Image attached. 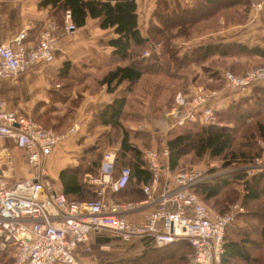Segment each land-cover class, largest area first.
<instances>
[{
	"label": "trees",
	"instance_id": "trees-1",
	"mask_svg": "<svg viewBox=\"0 0 264 264\" xmlns=\"http://www.w3.org/2000/svg\"><path fill=\"white\" fill-rule=\"evenodd\" d=\"M42 3L55 6L56 10L61 12L68 8L76 26L83 25L90 16L97 18L101 28L112 27L116 33L114 37L108 39L113 49L108 54L100 56L94 69L79 75L78 70L72 67L70 75L78 79L77 76L82 78L90 74L96 78L97 83L104 84L107 91H114L121 83L124 84L123 94L101 108L98 111V118L112 128L104 131L105 137L101 138L100 142H114L117 137L120 138L117 157L131 169L127 184L148 183L152 179V170L144 155V147H138L131 139L132 136L143 137L146 148L148 147L146 136H142V131L130 132L131 130L122 123L127 93L134 89L144 75L168 73L170 71L168 66L174 65L171 75L178 78L184 76L182 83L184 88L189 82L187 74L191 71V64L201 63L214 53H257L263 57L261 64H264V48H249L235 42L197 45L182 57L176 55L175 38L187 39L196 33L216 28L219 25V15L229 16L236 13L237 3L233 0H201L185 7L176 3L171 9L166 0H156L152 15L156 21L152 19L149 21L146 36L141 34L138 27L136 0H42ZM250 4L252 2L246 0V9L250 8ZM156 43L161 45L158 57L152 55L145 57L142 54L145 48ZM161 58L166 63H162ZM64 65L67 67L68 62ZM225 67L234 73L241 72L232 66ZM223 71L221 75L218 73L215 75L216 79L220 78L219 81L212 84L213 86L206 87L223 86ZM213 75L210 71L209 77L212 80L215 78ZM194 81L199 82L196 75L192 77L190 83ZM253 84L250 85L253 86L250 94L231 99L225 107L214 109L216 115L223 121L222 124L187 121L183 125H178L181 129L166 139L167 168L170 172L184 169L188 161L199 162L203 158L218 159L221 162L220 166L227 168L232 163L245 164L262 155V146L257 144V141L262 138L264 140V85ZM184 93H190V89ZM97 146L103 147L100 143ZM92 150V156L89 157L90 153L86 155V159L78 166L61 169L60 178L66 196L75 193L74 197H79L83 195L82 192L86 193V190L89 195L87 198L95 196L92 186L82 182L85 171L98 173L100 151L96 147L90 152ZM215 169L214 166H209L205 171L206 177L192 186L199 198L208 205H224L229 202L228 196H235V187L242 186L241 204L247 208L244 212H239L225 228L221 264H234V261L240 264H264V254L254 258L255 255L251 253L253 246H264V204H259L260 201L264 202V167L251 176H246L242 170H235L229 176L222 177L214 173ZM67 198L73 199L68 196ZM223 205L217 210L225 212L226 208ZM191 250V245L185 239L163 246L148 243L139 254L101 256L98 264H184L187 253ZM12 251L11 246L0 249V261L5 262L4 258L9 253L11 262Z\"/></svg>",
	"mask_w": 264,
	"mask_h": 264
},
{
	"label": "crops",
	"instance_id": "crops-1",
	"mask_svg": "<svg viewBox=\"0 0 264 264\" xmlns=\"http://www.w3.org/2000/svg\"><path fill=\"white\" fill-rule=\"evenodd\" d=\"M199 1L201 0H166L170 9L175 7L176 3L185 7ZM233 1L237 3L236 13L229 16L219 15V25L216 28L196 33L190 39L175 38L176 55L182 57L197 45L217 42L223 44L235 42L249 48H264V7L254 9L250 4V8L246 9V0L244 4L243 0ZM136 3L138 27L141 34L146 36L149 21L155 20L152 15L156 0H136ZM63 15V11H57L55 6L43 4L42 0H0V42L11 40L22 28H26V41L36 43L41 29L50 20L55 21L60 28L57 47L50 62L38 61L24 72L0 77V97L5 100L7 108L30 114L41 124L52 126L57 132L64 134L43 162L45 179L51 190L57 192H63L61 169L78 166L82 160L86 159V155L90 153L89 157L92 156L93 150L90 152L92 148H99L100 151L98 171L105 150H112L115 153V174L124 165L123 160L117 157L119 137L114 142H100L101 138L105 137L104 131L112 128L98 118V111L101 108L123 94L124 84L121 83L114 91H107L105 85L97 83L96 78L90 74L82 78L77 76L78 79L70 75L72 67L78 70L79 75L94 69L100 56L108 54L113 49L108 39L114 37L116 33L112 27L101 28L97 18L90 16L86 18L83 25L77 26L73 31H61ZM147 48L152 50L150 55L157 58L161 45L154 44ZM262 59L263 57L257 53H214L201 63H192V74H189L190 72L187 74L188 84L182 87L184 80L182 76L180 86L184 91L191 89L190 81L195 75L199 82L213 86L212 84L220 79H216L215 75L217 73L221 75L225 66H232L243 71L258 62L261 63ZM160 61L166 63L163 58ZM65 62H68L67 67L64 65ZM210 71L214 74V80L208 79ZM253 85H264V80L257 81ZM252 87L233 91L214 87L217 90L211 100L214 109L225 107L230 99L250 94ZM172 99L174 100L173 94L170 100ZM128 101L127 97L122 123L131 130L130 132L142 131V136H146L148 141V147L160 149L166 145L167 137L181 129L179 126L170 125L171 116L168 114V106L164 105L162 109L157 108L158 114L162 111V116L153 122L155 125H151L149 108L147 106L131 107ZM152 111H156L155 107ZM126 114L130 116L126 117ZM71 126L75 129L68 132ZM142 138L131 137L138 147L145 148L143 144L145 140ZM99 143L103 146L102 148L97 146ZM0 147H3L7 155V161L0 165V173H7L11 180H21L33 173L25 152L15 144L12 138L0 136ZM262 157L264 158V149ZM160 162L164 169L167 168V157H161ZM207 169L199 170L205 172ZM90 174H93L91 170L85 171L82 182L92 186L95 195L94 185L87 179ZM150 182L129 183L118 192H112L109 189L107 192L118 201L133 202L134 207L126 212V217L131 221L139 222L144 214L161 200V193L166 185H174L172 178L165 173V170L161 171L158 183L147 194L142 186ZM82 194L79 197H74L75 193L67 194V196L77 200L88 199V190ZM148 243H150L148 240L138 237L127 242L123 241L116 233L107 229L93 230L89 232L84 243L77 245L75 254L82 264H98L101 256H115L124 253V250L126 255L135 251L141 252Z\"/></svg>",
	"mask_w": 264,
	"mask_h": 264
},
{
	"label": "built area",
	"instance_id": "built-area-1",
	"mask_svg": "<svg viewBox=\"0 0 264 264\" xmlns=\"http://www.w3.org/2000/svg\"><path fill=\"white\" fill-rule=\"evenodd\" d=\"M264 7V0L252 2V8ZM68 8L64 10L61 31L76 29ZM60 28L48 21L40 31L36 43L26 41V28L11 40L0 42V77L15 75L31 68L36 62H50L59 40ZM152 50L146 48L144 56ZM225 90H243L256 81L264 80V64L250 66L241 73L223 71ZM217 93L196 84L190 89L189 100L177 96V103L168 114L171 126L187 121L202 124L218 123L211 102ZM75 129L71 126L67 131ZM64 134L52 126H45L32 115L9 109L0 97V136L10 137L25 154L33 173L21 180H11L0 173V241L13 246L10 264H82L76 254L78 244L87 240L93 230L107 229L123 241L144 238L152 245L163 246L185 239L192 247L184 264H221L224 251L225 228L242 206L234 204L225 212L213 211L198 197L192 186L206 177L204 171L185 168L171 173L163 168L160 159L168 155L167 145L160 149L144 151L152 170L150 184L142 186L149 194L159 181L161 171L172 178L174 185H166L161 200L146 212L139 222L126 217L134 207L133 202L118 201L108 194L120 191L129 181L131 169L122 165L115 174V153L105 150L99 171L90 174L88 181L94 185L95 196L84 200L69 199L63 192L51 190L45 179L43 162ZM263 142V139H258ZM7 155L0 147V165ZM264 167V158L257 156L249 170Z\"/></svg>",
	"mask_w": 264,
	"mask_h": 264
},
{
	"label": "rangeland",
	"instance_id": "rangeland-1",
	"mask_svg": "<svg viewBox=\"0 0 264 264\" xmlns=\"http://www.w3.org/2000/svg\"><path fill=\"white\" fill-rule=\"evenodd\" d=\"M179 38L185 39L184 37H179ZM190 38H187V39H190ZM156 44H158L160 46V43H156ZM259 64H261V63L258 62V63L254 64L252 66L259 65ZM168 67L170 69V71H168V73L159 72V73L154 74V75H150V74L144 75L142 77L141 81H139V83L134 87V89L130 93H127V97L129 98L128 102H129L131 107L142 108L144 106H147L149 108V110L151 112L149 114V119L151 120V125H155V124H153V122L156 121V119L158 120L159 116H162V111L159 113L160 114L159 115L158 112H157V110H158L157 108H161L162 109V107L164 105H166L169 108L168 109V112H169L179 102L177 96H182L186 100H189L191 98L190 93L186 94V93H184V90H182V88L180 86V83H181L180 78H178L176 75H171V70H173L175 68L174 65H171V66H168ZM176 67H177V65H176ZM225 70H228V69H225ZM192 71H190L189 74H192ZM235 74H239V73H235ZM208 79L211 80V77H208ZM196 84H202L204 86V88L208 89V90L215 89V88H212V87L208 88V87H206L205 84H203L201 82H196V83L192 82L191 87L193 88V86L196 85ZM220 85L221 84H219V86ZM220 88L224 89L223 86H220ZM172 94L174 95V100L173 99L170 100ZM171 101H173V102H171ZM130 106H128V107H130ZM153 107H155L156 111H152ZM129 116H130L129 114H126V117H129ZM124 122H125V118H124ZM217 122L220 123V124L223 123V121H221L218 116H217ZM152 128H153V126H152ZM257 144H260L262 146V149H261L262 150L261 154H262L263 153V149H264V143L257 141ZM149 148H152V147L143 148V149L145 151L146 149H149ZM259 156H262V155H259ZM254 159H255V157L253 158L252 161H250L248 163H245V164L243 162H237V163L235 162V163H232L227 168H222L220 166L221 165L220 160H218V159H214V160H209L208 159L207 160V158H203L199 162H192L191 163L190 161H188L185 164L186 165L185 168L206 169L209 166H214L216 168L214 170V173L217 174V175H220L222 177L229 176L230 173L235 171V170L236 171L237 170H239V171L242 170L245 173L246 176H251V174H253L254 172L255 173L257 172V171L253 172V170H249L250 166L252 164H254ZM171 173H174V172H171ZM235 188L237 190V191L235 190V192H236V193H234L235 196L234 197L228 196L229 197V200H228L229 202L224 203V205L220 204V203H219L220 205H218V204H215V205L214 204H212V205L210 204V205H208L201 198L200 199L207 206H209L213 211H218L217 209L221 205H223L226 208V210H229L231 207L234 206V204H239L243 208L239 212H244L245 210H247V208L241 204V196H242V192H243L242 186H237ZM222 193L224 194V192H222ZM260 203H261V205L264 204L263 201H260L259 204ZM239 212H237L235 216H237ZM256 245H261V244H256ZM9 246H11L12 249H13L12 245H9V244L4 245L0 241V249H4V248L9 247ZM262 249H264V246H262V247L261 246H259V247H254L253 246L252 249H251L252 255H255L253 257L255 258V257H258L257 255L264 254V251H261ZM13 252H14V250L11 252L12 256H13ZM123 252L124 253H119L118 255H121V256L126 255V253H125L126 251L124 250ZM131 254L135 255V254H139V252L135 251L134 253L131 252ZM131 254H129V255H131ZM4 260H5V262H1L0 261V264H10L12 262V261L10 262L9 253L6 254ZM233 263L234 264H240V262H235V261Z\"/></svg>",
	"mask_w": 264,
	"mask_h": 264
}]
</instances>
